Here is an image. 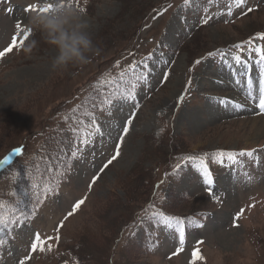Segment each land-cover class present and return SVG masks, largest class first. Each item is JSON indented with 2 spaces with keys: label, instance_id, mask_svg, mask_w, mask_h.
<instances>
[{
  "label": "rangeland",
  "instance_id": "obj_1",
  "mask_svg": "<svg viewBox=\"0 0 264 264\" xmlns=\"http://www.w3.org/2000/svg\"><path fill=\"white\" fill-rule=\"evenodd\" d=\"M44 2L0 0V50L12 43L18 21L26 27L31 12L24 8ZM79 3L101 49L88 64L62 74L53 71L57 50L39 32L24 41V46L37 41L30 55L23 46L0 59V160L22 145L27 149L17 168L0 181V214L7 221L0 224V264H19L26 255L25 264H78L72 250H82L94 264H121L123 256L124 264H193L194 251L203 257L194 264H264V112L256 98L260 69L256 55L245 51L248 70L240 75L230 55L244 41L264 45L257 35L264 33V0H247L242 10L233 6L231 15L229 0H190L189 6L184 0ZM16 38L23 39V33ZM217 50L228 54L225 63L208 56ZM145 71L147 81L138 82L135 100L113 96L126 93L134 74ZM108 80L115 83H104ZM249 80L252 99L246 95ZM88 88L104 100L113 98L110 114L107 105L82 116L76 111ZM128 119L133 123L125 135ZM93 121L100 133L82 144ZM117 145L119 156L104 168ZM252 149L253 157H238L234 165L207 157L212 195L202 172L175 157L181 151L204 155ZM153 184L157 209L191 214L182 245L177 233L151 221L157 219L155 210L127 225L136 212L130 207L140 208ZM41 188L45 193L37 206L28 205L30 194ZM79 200L84 203L65 219ZM35 233L51 244L50 251H31ZM178 247L183 250L176 253Z\"/></svg>",
  "mask_w": 264,
  "mask_h": 264
},
{
  "label": "snow or ice",
  "instance_id": "obj_2",
  "mask_svg": "<svg viewBox=\"0 0 264 264\" xmlns=\"http://www.w3.org/2000/svg\"><path fill=\"white\" fill-rule=\"evenodd\" d=\"M70 2H73V0H70ZM210 2H212V0H210ZM84 3H87V0H84ZM229 3L231 6L228 7L227 11L228 14L231 15L232 11H233V6L235 8L241 9L243 6H246L247 4V0H229ZM76 6L80 9L81 12H85V7L81 6L79 3V0H76ZM190 4V0H184V6H189ZM170 6V5H169ZM53 5L51 3H44L43 7L38 6L36 4H30L28 5V7L24 8L25 12H48L50 9H52ZM9 11H11V8L8 9ZM252 9L249 8L248 12H251ZM204 24L208 23V19H205L203 21ZM23 33V39L17 41V35H19L20 33ZM33 33V31L30 28H26V27H22L21 22H17L16 24V34L12 37V43L9 44L6 48H4L3 50H0V59L4 58L7 54H9L10 52L13 51L14 48L19 49L21 47L24 46V41L27 40L29 38V36ZM259 39L264 40V33H258L257 34ZM245 45H248V48H245ZM234 48L236 49L235 52H231V61L234 62L235 65H239L240 66V71L239 74L240 75H244L247 73L248 70V61H246L244 59V57L241 55L242 52L248 51L249 54H255L257 57L256 63L259 66L260 72H259V87H258V107L259 109L264 112V45H259V44H253L251 40L249 41H244L240 44H236L234 45ZM209 57H214V56H219L221 58V62L225 63L227 58H228V54L224 53L222 50H217L216 52H209L208 53ZM151 57L149 56L148 59H150ZM196 65L201 63V60H196L194 62ZM229 67H232V64L228 65ZM134 65L130 66V68H132L134 70ZM145 68H147V65H145ZM125 78L124 74L121 73V80H123ZM167 78V77H165ZM139 81H147V72H141L139 74H134V79L131 81L130 83V87L127 89V92H120L118 95L116 92L113 93V96L116 97L117 100H123V101H127L129 99L131 100H135V91L136 88L138 86V82ZM104 83H108V84H113L115 83L114 80H109V81H105ZM237 83H239V81H237ZM188 85H191V79L188 80ZM251 85H252V81L249 80L248 81V90L246 92V95L248 96L249 99L254 98L253 94H252V90H251ZM181 101H183L184 97L181 96L179 98ZM220 103L223 104H229L231 103L233 107H243V105L239 104V103H235V102H230L227 99H221L219 101ZM103 103L105 105H107L108 107L105 109L106 111H109L110 114V108L111 106L114 105L115 101L113 100L112 97H108L106 98ZM133 121L132 119H128L126 121V124L123 126V133L126 135L129 131H130V127L132 125ZM91 130L85 131L84 132V137L83 139H81V143L82 144H88L90 143V140L88 139V137L96 134V133H100V127L98 125H96L94 123V121L91 123V125L89 126ZM124 140V136L120 137V143L122 144ZM119 148L120 145H117V151L116 154L113 155L111 157V159H109L107 161V164L104 165V168H106L108 165H110L115 159H117V157L119 156L120 152H119ZM255 149L252 150H244L241 151L239 153H235V152H225V151H218L216 153L213 154H204L203 156H188L186 158V162L191 163L193 166H196L198 168V170H200L202 172V176H203V182L205 185H208V192L210 195L213 194V188L210 187L213 183H214V179L212 177L211 171L209 170V165H208V161H207V157L211 156L213 157V162L215 163H219V164H224L225 160L231 162L233 165L236 163H239L238 157H253L255 155ZM79 152V149H77L76 151L72 152V156L75 157L77 155V153ZM13 155H15L17 158L21 155V149L20 148H16L13 150L12 153H10L8 156H6L3 160H0V168H3L5 165H11L14 161L12 159ZM177 168L180 167L179 164L176 165ZM104 168L101 169V171L104 170ZM246 175V174H245ZM97 179V177H93V182H95V180ZM213 198L216 200H219V197L213 195ZM84 203V200H79L77 201L74 205H73V209L72 211H70L68 213V215L65 217V219H67L68 217H70L71 215H73V213L78 210L80 208V206ZM150 208H153L154 205H149ZM241 215V213H237V216ZM153 217H158V222L160 224H162L164 227H166L167 229L172 230L173 232L178 234V240L179 243L182 245L185 241V221L189 220L191 218H187V217H177V216H172L169 214H166L163 211H154L152 213ZM7 221H5L4 216L2 214H0V224L6 225ZM173 225H175V227H173ZM63 226V222H61L60 227ZM200 226V225H197ZM0 231H3L2 228H0ZM47 239H51V238H47ZM56 239L59 240L60 237L59 235L56 236ZM4 243L3 240H0V244ZM31 244V251L33 253H35L37 251V249H39L40 251H44L45 249L47 250H51V244L47 243V240L42 239L41 234L39 233H35L32 240L30 241ZM183 249L182 248H177L176 249V253L181 252ZM174 253V255L176 254ZM30 257H28L27 255L23 258L19 260V264H25L26 260H29ZM197 259H203V257L199 256L198 251H194L193 252V264L195 262V260Z\"/></svg>",
  "mask_w": 264,
  "mask_h": 264
},
{
  "label": "clouds",
  "instance_id": "obj_3",
  "mask_svg": "<svg viewBox=\"0 0 264 264\" xmlns=\"http://www.w3.org/2000/svg\"><path fill=\"white\" fill-rule=\"evenodd\" d=\"M44 3H51L52 9L30 13L26 28L39 32L43 40L57 50L51 61L53 71L62 74L70 67L88 64L92 56L99 55L101 49L93 41L89 22L84 18L85 13L74 2L45 0ZM36 46L37 41L32 39L23 51L30 55Z\"/></svg>",
  "mask_w": 264,
  "mask_h": 264
},
{
  "label": "trees",
  "instance_id": "obj_4",
  "mask_svg": "<svg viewBox=\"0 0 264 264\" xmlns=\"http://www.w3.org/2000/svg\"><path fill=\"white\" fill-rule=\"evenodd\" d=\"M93 78L90 79L89 81H92ZM86 91H87V94L85 95V98L82 100V103H83L84 107L85 108L91 107V109H92V107H96V109L100 108L103 105L104 99L99 94H96V91L95 90H93V93L94 94L91 93L92 92L91 91V88L89 90L87 89ZM166 152H168V150ZM189 153L190 152H187V151L186 152L181 151V152L177 153L175 157H179V159L182 158V157L187 158L188 156L193 155L195 152H191V155H188ZM198 156H203V154L200 153ZM8 174L9 173H6V172L3 173V174H0V181L3 180V179H5ZM149 183H150V181H149ZM154 191H155V185L153 184V189L151 190L152 193L150 194L147 191V193L141 198V201H143L144 204L140 208H138V209H137L136 206L130 207V210L131 211H134V212L136 211V212H135L134 218L133 219L130 218L129 220L132 219L131 221L128 220L129 222H128L127 225H131V223L134 220L138 219V217H140L142 214H144L146 212H149L151 210L161 211V209H157V205H156L157 199H156V195L154 194ZM43 193H44V190H42V189L40 191L33 192L32 194H30L29 200L30 201H39L40 200V197L43 195ZM132 199L133 198H129V201H131ZM166 202L167 201H165V204H166ZM149 205H154V207L153 208H150ZM127 206L128 205H126V207ZM165 209H166V211H163V210L162 211L165 212L166 214H169V215H172V216H177V217H182V218H184V217L191 218V214H177V213L171 212L169 209H167V207H165ZM151 221L152 222H157L158 221V217H157V219H151ZM136 222H137V220H136ZM81 243L83 245H85V242L84 241H81ZM128 245H132V244H128ZM145 252L148 253V250H145ZM82 253H83L82 250L81 251H78V250H75V251L72 250L71 251V254L73 255L74 259L76 260V262L78 264H86V263L87 264H94L95 263V262L92 263V259H90L91 258L90 256H89V258L87 256H85L83 258L82 257ZM88 255H90V254L88 253ZM126 258H127V256H123L122 263L121 264H124ZM96 264H98V262ZM110 264H114L113 260H110Z\"/></svg>",
  "mask_w": 264,
  "mask_h": 264
}]
</instances>
